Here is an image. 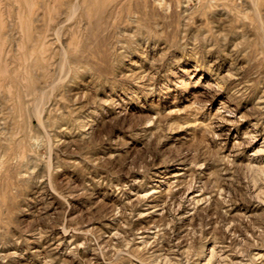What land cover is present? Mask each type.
Segmentation results:
<instances>
[{"label":"rangeland","instance_id":"374dc122","mask_svg":"<svg viewBox=\"0 0 264 264\" xmlns=\"http://www.w3.org/2000/svg\"><path fill=\"white\" fill-rule=\"evenodd\" d=\"M103 1L0 0V264H264V0Z\"/></svg>","mask_w":264,"mask_h":264},{"label":"bare ground","instance_id":"6f19581e","mask_svg":"<svg viewBox=\"0 0 264 264\" xmlns=\"http://www.w3.org/2000/svg\"><path fill=\"white\" fill-rule=\"evenodd\" d=\"M106 1V0H105ZM115 1V0H114ZM123 1V0H122ZM102 2H104L103 0H102ZM94 3V2H93ZM98 3V2H97ZM96 3V4H97ZM99 3H101V0H100V2ZM111 3H113V1L111 2ZM102 4V3H101ZM121 4H122V2H121ZM120 4V5H121ZM110 5V4H109ZM112 5V4H111ZM113 6V5H112ZM115 6V5H114ZM118 6V5H117ZM93 7H94V5H93ZM87 8H89V6L87 7ZM90 8H91V5H90ZM260 8V7H259ZM258 8V9H259ZM102 9V8H101ZM105 9V8H104ZM93 10H95V11H98V10H100V8H99V6H98V8L97 7H94V8H92L91 9V11H93ZM94 11V12H95ZM104 11L105 10H103V14H104ZM256 11V10H255ZM113 12V11H112ZM89 14H90V10H89ZM95 14H97V13H95ZM259 14V13H258ZM99 16H98V18L100 17V14H98ZM105 15V14H104ZM107 15L109 16V12L107 13ZM104 17V16H103ZM107 19H108V17H107ZM100 20V19H99ZM97 22H99V21H97ZM96 22V23H97ZM102 22V21H101ZM98 26V25H97ZM63 70V69H62ZM29 81L27 80V88L29 89ZM10 90H12V88H10ZM32 94V93H31ZM31 97L33 96V95H30ZM42 96V95H41ZM18 99L19 100H16V96L14 97V99L13 100H15L16 101V103L17 104H19V105H21L22 107H25L26 109L28 108H31V110H32V112L34 113V115L35 116H37V118L38 117H40L41 116V114H42V110H41V108H42V106H44V105H46V101H45V97H34V98H30V97H28L27 95H25V99L24 100H22L21 99V97H18ZM28 112L30 113V110H28ZM22 154V153H21ZM22 156V155H21Z\"/></svg>","mask_w":264,"mask_h":264}]
</instances>
